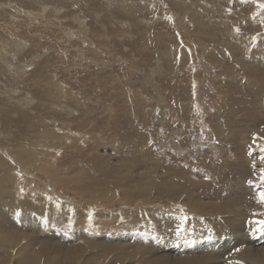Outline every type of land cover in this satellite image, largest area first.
<instances>
[{"label":"rangeland","instance_id":"obj_1","mask_svg":"<svg viewBox=\"0 0 264 264\" xmlns=\"http://www.w3.org/2000/svg\"><path fill=\"white\" fill-rule=\"evenodd\" d=\"M172 1L175 0H0V108L17 110L14 126L17 133L14 134L11 133L14 129L11 130L0 115V139L7 137L4 143L14 146L20 141L31 142L32 135L25 131L26 122L30 121L35 122L31 127L37 128L40 137L48 130L58 135L52 141L57 142L58 147L50 148L45 143L39 147L49 153V161L43 167L36 164L39 160L18 156L23 167L17 164V200L21 205L28 201L34 206L39 203L89 208L92 212L82 217L89 224L98 222V211L102 210V222L111 228L116 243L124 245V250L116 248L121 259L116 252L110 253L117 264H140L141 251H147L144 259L153 260L164 248L173 250L183 239H194L201 231L207 233L203 236L207 237L202 239L204 242H210L209 237L219 236L218 231L225 235L227 227L223 222L228 220H222L214 211L216 208L209 213L184 206L189 195L216 203L218 207L240 205L250 216L245 224L254 228L257 224L255 235L247 243L254 247L264 245V236L260 234L264 227L258 223L264 222V202L260 198V193L264 192V107L259 109L261 104L264 106V94L250 90L237 67L235 79L227 82L223 68L213 65L211 71L212 67L205 66L203 58L198 66L185 60L183 66L171 63L172 68L160 56L164 49L157 40L160 34H167L164 36L167 42L181 44L180 32L185 33V27L191 33L201 22L209 21L208 13L180 10L177 15L170 8ZM222 2L236 13L240 10L239 0ZM247 2L256 8L257 19L264 24V8L260 7L264 0ZM137 3L138 13L124 16L121 8ZM140 4H145L144 8ZM223 14V22L229 23L241 12ZM141 39L155 44L147 45L146 49ZM8 45L18 47L9 49ZM205 46L198 53L200 57L206 52ZM12 59L17 60L11 62ZM253 65L260 67L261 75L264 73L263 64ZM197 79H201L198 85ZM257 81L264 84V80ZM159 95L167 98L163 100ZM204 138L208 139L206 143ZM66 142L64 149L60 148ZM144 172L149 173V178L140 177ZM88 177L95 178V188L85 184ZM4 184H8V180ZM176 184L181 188L176 191L177 201L172 202L155 190ZM52 192L56 193L54 198ZM59 195L65 197L58 199ZM51 198L59 200V204H50ZM5 212L0 213V218L3 213L4 219H21ZM68 214L67 211L66 216L33 214L30 222L39 227L38 231L21 228L17 221L18 235L33 241L38 249L43 242L49 246L50 239L56 241L60 235L49 223L64 218L59 224L64 225L70 218ZM63 235L68 238L62 236V249L70 248L77 240L85 249L84 255L99 251L89 248L91 243L99 242L95 236L83 237L70 230ZM170 241L175 248L167 246ZM22 248L25 243L20 240L17 251ZM93 257L96 264H104L100 262V253Z\"/></svg>","mask_w":264,"mask_h":264},{"label":"bare ground","instance_id":"obj_2","mask_svg":"<svg viewBox=\"0 0 264 264\" xmlns=\"http://www.w3.org/2000/svg\"><path fill=\"white\" fill-rule=\"evenodd\" d=\"M45 1L49 2L50 0H45ZM222 1L223 0H189V1H187V0H182V1L181 0H175V1L169 2L170 8L173 9V12L176 11L177 15H178V11H180V10H184L186 12H193V13H208L209 21H208V23L201 22L198 25L197 28H199L201 30L200 32L197 30V28H194V29L190 30L191 31V33H190L189 29L185 27V30H184L185 33L180 32V39H181L180 41H183L181 44L178 43L179 41L177 43H174V41L173 42H167V41H165V38H164V36L167 34L163 33V34H165L164 36H161V34H160V36H159L160 38L159 37H158V39L156 38L157 40H159V44L162 47H164V49H162V53L159 51L161 53L160 56H162L163 59L167 63H169L171 67L174 66V65H171V63H174V62L176 64H179V66L180 65L183 66V63L185 62V60H187V63L193 62L196 66H198L201 64V63L199 64L198 62H200V60L203 58L202 60L205 59L204 65L209 67V68L212 67L210 69L211 71L213 69V65H217L219 68H223V72H222V70H221V72L227 76V78H228L227 82L229 81V79L230 80L235 79V77H236L235 68L237 67L239 69L238 72L242 76V79L246 82V84L248 83V87L250 88V90L253 89V91L255 90L258 93L264 94V84L261 81L260 82L257 81V79L258 80H264V73L261 75L260 69H259L260 67L257 65H253L254 63H257V62H260L261 64L264 65V24L260 23V21L257 19L256 13H255V11H257L256 8L253 7L249 2H247V0H244V2H242V0H239L238 8L240 10L237 13L234 12L233 8L229 4L223 5ZM131 4L125 5L121 8V11L124 13V16H125V13L129 14V15H130V13H133V12L138 13V10H137L139 8L138 3L135 6L134 5L132 6ZM144 5L143 6L141 5V7L144 8ZM146 6H149V5H146ZM139 12H141V11H139ZM222 12L223 13L227 12L228 14H239L241 12V14L234 21L229 22V23L226 21L224 23L223 18H222L224 16V14ZM149 24H147V26ZM82 26L84 27V25H82ZM154 32H156V31H154ZM83 33H84V31H83ZM136 33H138V32H136ZM139 33L141 34V32H139ZM144 34H146V33L144 32ZM142 37H144V36H142ZM168 38H170V37H168ZM142 39L144 40V38H142ZM142 39H141V42H142L141 45H144L145 47L149 44L154 43V42L152 43V41H146V39H145V41H142ZM174 39H175V37H174ZM16 41H18V40H16ZM20 41H22V40H20ZM138 41L139 40H137V42ZM168 41H170V39ZM83 42H84V40L82 41V43ZM85 42L87 43V40ZM16 43H14V44H16ZM171 43H174V45H171ZM205 44H206V46H205L206 48L204 50H206V52H204L205 54H202L200 57L198 55V53L204 48L203 46ZM15 47H16L15 45L14 46H12V45L7 46V48H9V49H14ZM144 48H141V49L143 50ZM146 49H147V47H146ZM18 50H21V49L19 48ZM187 50L189 51V56H187ZM149 51H151V50H149ZM18 53H17V55H18ZM9 54L10 53L6 52V56L7 55L9 56ZM4 56H5V54H4ZM10 58H12V57L10 56ZM15 58H16V56H15ZM148 58H150V57H148ZM2 59H5V58L3 57ZM13 60L14 59H12L11 62ZM15 60H17V59H15ZM15 60L13 62H15ZM10 65H12V63ZM13 66H11V67H13ZM165 66H167V65H165ZM171 67H167V69L171 68ZM185 67H186V65H185ZM214 69H215V67H214ZM174 70H175V67H174ZM218 71H220V70H218ZM170 72H172V71H170ZM174 72L176 73V71H174ZM216 74H219V73H216ZM177 75H178V73H177ZM182 75H183V73H182ZM199 77H200V75L197 76L198 79H199ZM211 77H214V76H211ZM105 78H108V77H105ZM178 79L180 80V78H178ZM190 79H193V78H190ZM198 79H197L198 82L196 81L197 85L201 81V79L200 80H198ZM167 80H169V79H167ZM211 80H214V79L211 78ZM174 81H175V79H174ZM182 82H183V80H182ZM177 83H179V82L176 81V84ZM172 86H174V85H172ZM189 87H191V86H189ZM168 88L171 89V86H169ZM218 88L220 89V84H219ZM170 89H168V90H170ZM244 89L246 90L247 88H244ZM159 91H161V90H158V92ZM171 91H173V90H171ZM229 91L230 90H227L226 92L229 93ZM176 92H178V91H176ZM19 93H21V92H19ZM41 93L43 95H45L43 92H41ZM164 93H165V91H164ZM165 94L167 95V92ZM216 95H217V93H216ZM150 96H151V94H150ZM155 96H157V94ZM161 96L158 98H161ZM237 97H238V95H237ZM24 98L26 99V97H24ZM29 98H30V96H29ZM12 99L10 98V100H12ZM130 99L131 98H129V102H130ZM162 99L165 100L163 98V96H162ZM29 100H32V98ZM27 101L28 100H26V102H24V103H27ZM261 101H262V99H261ZM15 103H17V102H15ZM153 103H154V100H153ZM143 104H145V102ZM170 104L172 105L173 103H170ZM226 104H227V102H226ZM31 105H32V103H31ZM165 105H166V103H165ZM169 105H167V106H169ZM263 107L264 106H262V104H261L259 109H261ZM174 109H176V108H174ZM133 114H135V113H133ZM0 115H1V118L4 117V119H5L4 123H6L7 126H9V128L11 130L14 129V132H11V133H13V134L15 132L17 133V128L14 127L15 125H17V121H16L17 118H15V116L17 115V110H15L13 107L2 106L0 108ZM167 115H169V114H167ZM156 116L158 117L159 114L158 115L156 114ZM165 117H166V115H165ZM94 118H96V117H94ZM0 121H2V120H0ZM89 123H90V121H89ZM159 123H160V121H159ZM31 125H35V122L34 121H30L29 123L26 122V127H28V128L25 129V131L27 132V134H29V136L32 135L31 142H22L21 143V141H20V142H18V144L16 146H14V144L13 145L12 144L11 145L5 144L6 141H4V140L5 139L7 140V137H5V139H3V138L0 139V213L2 211L3 212L6 211L5 213H7L10 217L13 215H15L17 217V215H18L19 218H21L19 220H15V221L12 218L13 221H11V220L7 219V217L4 219L3 217H5V215L3 213L1 214V218H0V264H74V263L75 264H96L94 262V260L96 258L93 256H96L99 253H100V262L101 263L117 264L116 258H113L112 255H110V253L116 252L118 254V251L116 250V248L119 247L121 250H124V247H122L124 245H122L120 243H116V241L113 239V231L111 230V228L106 227L104 225V223L102 222V219H101L102 215H103L102 210L98 211V214H100V215H98V222L96 224H89L86 222V219L82 218V217H84V215H87L88 213H91L92 209L79 208V206H73V205H71V208H69L67 205H62V206L61 205H39V203L37 206H34L33 204H31L28 201H26L24 205H21L19 203V201L17 200V164L20 167H23V163L19 161L18 156L21 158H25V159L30 158V159H33L34 161L39 160L40 163H36V164L39 167H43V165H46V161H49L48 160L49 153H48V150L43 151V149H40L39 147L42 146V143H45V145H48L50 148H53L54 146L58 147L57 142H52L54 139H57V137H58V135L55 134L54 131H50V130L45 131L44 133H42L44 137L43 136L40 137V136H38V134L36 132L37 128L31 127ZM149 128H151V127L149 126ZM169 128H170V126H169ZM209 131H207V132H209ZM197 135H199L198 132H197ZM201 135H202V132H201ZM15 136H16V134H15ZM13 137H14V135H13ZM62 138H63V140H66L64 137H62ZM148 138L149 137H147V139ZM159 138H161V135ZM231 138H233V137H231ZM15 139H13V140H15ZM40 139H43V140H40ZM179 140H181V139H179ZM207 140L205 141V138H204L205 143L207 142ZM9 141H11V140H9ZM15 142H17V140ZM135 143H137V142H135ZM216 143H218V142H216ZM66 144H67V142L63 143V145L60 146V148L64 149ZM209 144H211V143H209ZM19 145L22 147L17 148ZM191 145H193V144H191ZM200 146H202V145H200ZM210 146L211 145H209V147ZM168 147L170 148L171 146H168ZM166 149H168V148L166 147ZM159 151H161V150H159ZM208 151H209V149H208ZM176 152H177V150H176ZM163 156L165 157V155H163ZM235 157H236V155H235ZM13 160L15 162H13ZM135 160H136V158H135ZM17 161H19V162H17ZM194 161L196 162L197 160H194ZM190 162H191V160H190ZM197 162H199V161H197ZM142 163H144V162H142ZM173 163H175V161ZM178 163H180V162H178ZM191 163H193V159H192ZM194 167L196 168V166H194ZM201 167H203V165H201ZM135 168H136V166H135ZM147 168H148V166H147ZM204 170H206V168ZM166 171H168V170H166ZM198 171H200V170H198ZM173 174H175V173H173ZM152 175H154V174H152ZM166 176L168 177V174ZM140 177L141 178L142 177L143 178L144 177L149 178V173L144 172ZM176 178H179V177H176ZM7 180H8V184L5 185L4 182ZM94 180H95V178L88 177L87 181H85V184L88 185L89 187L95 188L96 185L94 184ZM171 180H173V179H171ZM190 180H192V179L190 178ZM186 181H187V179H186ZM194 182H196V181H194ZM196 184H198V183H196ZM177 185L178 184H176V186H168V187L159 188V189L156 188L155 190L157 192L167 196L173 202V201H177L176 199L179 198L178 196H176L177 198H175L176 191L181 189ZM184 185H185V183H184ZM191 186H193V185H191ZM196 191H198V190H196ZM183 192H184V189H183ZM186 194H188V193H186ZM54 195L56 196V193L52 192L53 198H54ZM180 195L182 197V193ZM193 195H194V193H193ZM62 197H65V195L64 196H62V195L57 196L58 199H60ZM183 197L186 198L185 195ZM193 197H192V195L187 196V198L184 200V203L186 205L183 203L184 206L191 208V209H196V210L200 209L201 212H209V213H213V211H211V209L216 208L217 210H214V211L218 215H220V218L222 220H228V222H223L224 227H227L226 234L220 235L222 233L218 231L216 234H219V236L217 235V236L209 237L210 242H204L203 241V240H205L204 238H207V237H203V236H204V234H207V233H204L205 231H201V233L197 234L196 238H194V239H183L182 244L179 242L178 246L176 248H175L176 245H173V243H172L173 241H170L167 243V246H173V248H175V249L172 250L169 247H166V248H164V252L160 256L156 257L153 260L144 259L147 257V251H141V253H140L141 257L138 258L140 264H264V245H260L259 247H254L250 243H247V240L251 239L255 235L254 232H255V229L257 228V224H255L256 228L251 227V225H249V224L248 225L245 224L247 219H249L250 216H249V214H247L246 211H244L242 208H240V205H232V206L226 205V206L218 207V206H216V203H214L215 204L214 205L210 201L207 202V201H203L202 198L200 199V198H197L195 196H193ZM53 198H51L50 204L53 202L59 204V200L56 201V200H53ZM37 200L40 202L39 196H37ZM41 200H43V196L41 197ZM180 200H181V198H180ZM181 201L183 202V199ZM45 202L48 203L46 196H45ZM96 202H98V201H96ZM58 206H61V207H58ZM230 207L231 208L235 207L236 210L234 209L235 211H233ZM167 208H170V207H167ZM66 211L69 212L68 216H70V218L65 221L64 225H59L60 222L64 220V218L61 220H55L56 223H53L54 220H52L51 223H49L50 225H52L53 227L56 228V233L60 234L56 241H53L50 239V241L48 243L49 246H47L45 244V242H43L40 245L41 247L38 249L37 247H35V244L33 241H27L18 235V231L20 228H18L19 226H17V221L20 224L21 228H27L29 230L38 231L39 227L35 226L32 222H30L33 218V214L37 215V216L38 215H48L51 217H54L56 215L66 216ZM37 212H38V214H37ZM259 217H255V218L258 220ZM237 218L239 221H237ZM163 219L166 220V218H163ZM221 219H218V220H221ZM227 224H228V226H227ZM247 227H250L253 230L249 229V231H248ZM66 230L74 231L75 233H77L78 235H82L83 237L95 236L99 242L91 243V246H89V248L90 249H98L99 251L93 252L91 254V256H90V254L84 255L85 249L83 246L78 245L77 240L75 241V243L70 245V248L62 249L60 244L63 240L62 236H65L63 234ZM260 234L262 236H264V232H261ZM65 237H67V236H65ZM20 240H22L25 243V248H22V249L17 251V242ZM185 241L186 242L192 241V243L194 242L195 244L193 243L194 246L188 245V243H185ZM180 249H183L182 252L180 251ZM118 258L121 259V256L119 254H118Z\"/></svg>","mask_w":264,"mask_h":264},{"label":"snow or ice","instance_id":"obj_3","mask_svg":"<svg viewBox=\"0 0 264 264\" xmlns=\"http://www.w3.org/2000/svg\"><path fill=\"white\" fill-rule=\"evenodd\" d=\"M244 2V0H242ZM261 8H264V4L260 5ZM261 202H264V192L260 193ZM261 224L262 227H264V222H258Z\"/></svg>","mask_w":264,"mask_h":264}]
</instances>
